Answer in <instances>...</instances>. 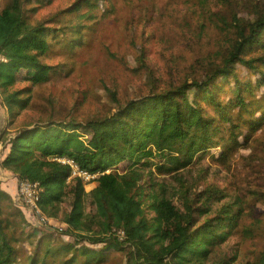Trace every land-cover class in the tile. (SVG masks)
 Here are the masks:
<instances>
[{
  "label": "trees",
  "instance_id": "16d2710c",
  "mask_svg": "<svg viewBox=\"0 0 264 264\" xmlns=\"http://www.w3.org/2000/svg\"><path fill=\"white\" fill-rule=\"evenodd\" d=\"M30 1L6 0L0 8V54L7 58L0 62V91L7 92L0 94V163L38 185L36 208L46 222L33 223L0 187V264H95L110 251L122 254V264H264V249L245 259L230 245L264 228L257 187L232 194L219 181L222 167L245 156L242 168L264 182V147L252 145L264 128V92L257 94L264 88V0H254L250 15H238L242 4L218 0L230 15L216 25L226 42L205 65L136 97L111 92L108 109L84 120L32 117L35 88L63 75L46 62L53 44L82 46L80 19L105 17L112 11L100 4L110 0H74L73 23L57 26L48 13L34 15ZM137 61L153 80L143 48ZM214 147L216 166L205 162ZM60 158L95 177L72 174Z\"/></svg>",
  "mask_w": 264,
  "mask_h": 264
},
{
  "label": "rangeland",
  "instance_id": "374dc122",
  "mask_svg": "<svg viewBox=\"0 0 264 264\" xmlns=\"http://www.w3.org/2000/svg\"><path fill=\"white\" fill-rule=\"evenodd\" d=\"M6 0H0V8ZM74 0H31L30 6L35 7L34 15L48 13L58 24L73 23L77 3ZM246 8L238 15H250V7L254 0H232ZM104 5L111 9L105 17L80 19L81 39L84 43L70 51L59 43H54L49 51L46 62L59 65L63 75L51 78L49 81L37 85L34 102L37 105L32 117L52 113L58 117L74 115L83 119L102 114L110 105V93L114 92L118 98L136 97L150 90L152 85L164 86L176 77H185L193 70H199L209 58L214 55L219 46L226 42L225 31L219 16L224 15L230 20L225 6L218 0H110ZM87 7L82 9L86 10ZM204 25V26H202ZM70 30H65V36ZM79 38V37H78ZM62 43V42H61ZM63 45V43H62ZM145 50V63L154 72V79L150 80L144 70L138 69L137 57L140 49ZM198 59V63H196ZM10 64V63H9ZM8 65V64H7ZM19 87L22 84L18 85ZM229 91L234 92L230 88ZM1 92V91H0ZM264 88L257 91L258 95ZM0 94L6 95V91ZM0 124V129H1ZM245 130L246 127L244 126ZM253 140V147L261 152L264 147V128ZM218 148L211 149V156H207L206 163L219 165ZM246 154V150H240ZM1 157V156H0ZM2 159V158H1ZM0 159V160H1ZM230 169L221 168L219 181L224 189L232 194H243L245 188L257 187L256 209L262 212L264 221V182L250 175L242 168L245 156L235 158ZM1 162V161H0ZM4 175L0 163V176ZM21 181L18 180L17 186ZM93 185H86L90 190ZM23 207L28 210L29 205L21 196H16ZM33 223H37L34 216H30ZM40 226V225H39ZM60 238L67 243H74V238L60 234ZM91 245L89 242H84ZM99 243L93 245L101 246ZM230 245L238 248L246 258L253 256L259 249H264V228H259L253 234L243 239H230ZM20 246L28 251L30 244L26 241ZM227 254H233L228 252ZM106 260L95 264H122L123 256L116 251L105 254Z\"/></svg>",
  "mask_w": 264,
  "mask_h": 264
},
{
  "label": "built area",
  "instance_id": "2783aa9c",
  "mask_svg": "<svg viewBox=\"0 0 264 264\" xmlns=\"http://www.w3.org/2000/svg\"><path fill=\"white\" fill-rule=\"evenodd\" d=\"M0 61L6 62L7 58L0 54ZM62 162L70 163L74 170L72 174L79 175L83 177L86 181L93 179L95 175L89 174L85 171H78L76 167L72 164L70 159L68 158H60ZM20 184L18 185V196H21L22 199L29 205V209L31 214L36 217L37 223L39 225H42L46 222V217L40 213V211L36 208V199H37V192L39 191L37 189V184L31 182L27 178H23L20 180ZM86 185H92V183H87ZM92 187V186H91ZM119 238H122L124 236V232L122 230L118 231Z\"/></svg>",
  "mask_w": 264,
  "mask_h": 264
},
{
  "label": "crops",
  "instance_id": "0c3cea01",
  "mask_svg": "<svg viewBox=\"0 0 264 264\" xmlns=\"http://www.w3.org/2000/svg\"><path fill=\"white\" fill-rule=\"evenodd\" d=\"M4 123H5V109L0 104V124L4 126ZM7 151H8V147L7 148L5 147L3 153L5 154ZM3 171H4V175L0 176V187L6 190L7 192H9L14 197V199H16L18 180L15 176H13V174L9 173L7 170L4 169Z\"/></svg>",
  "mask_w": 264,
  "mask_h": 264
},
{
  "label": "clouds",
  "instance_id": "9594fccd",
  "mask_svg": "<svg viewBox=\"0 0 264 264\" xmlns=\"http://www.w3.org/2000/svg\"><path fill=\"white\" fill-rule=\"evenodd\" d=\"M0 62H2V61H0Z\"/></svg>",
  "mask_w": 264,
  "mask_h": 264
}]
</instances>
